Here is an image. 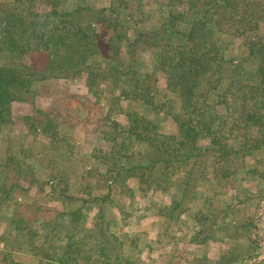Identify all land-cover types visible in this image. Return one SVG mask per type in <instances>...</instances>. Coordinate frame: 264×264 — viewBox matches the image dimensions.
Masks as SVG:
<instances>
[{
    "label": "trees",
    "instance_id": "1",
    "mask_svg": "<svg viewBox=\"0 0 264 264\" xmlns=\"http://www.w3.org/2000/svg\"><path fill=\"white\" fill-rule=\"evenodd\" d=\"M108 4L42 0L38 7L36 0H0V132L13 120L15 105L32 106L38 94L60 101L69 82L81 84V92L102 84L126 103L144 106L125 111L126 125L104 123L103 145L94 153L103 170L93 176L84 167L82 183L64 171L50 175L51 189L42 196L61 207L15 198L16 189L29 188L20 178L44 185L31 167L8 169L0 183L6 246L0 261L29 264L11 257L27 249L37 257L34 264H134L135 245L125 248L110 218L128 224L135 194L150 191L169 197L156 202L161 223L184 225L190 241L224 244L213 264L255 258L253 217L237 221L223 195L229 182L255 185L259 198L264 192V0ZM32 51L47 53L43 68L29 61ZM54 109H36L39 118L33 112L43 134L61 122ZM150 112L171 120L172 128L149 118ZM72 186L77 191H68ZM109 207L118 216H109ZM88 219L93 227L85 232ZM250 264H264V256Z\"/></svg>",
    "mask_w": 264,
    "mask_h": 264
},
{
    "label": "rangeland",
    "instance_id": "2",
    "mask_svg": "<svg viewBox=\"0 0 264 264\" xmlns=\"http://www.w3.org/2000/svg\"><path fill=\"white\" fill-rule=\"evenodd\" d=\"M36 1L40 7L42 0ZM92 1L100 5H109V0ZM112 3L115 5V0H112ZM224 37L227 40L234 39L232 35H225ZM141 55L142 50L138 51L137 58ZM46 60L47 53L43 51H32L29 55V61L37 68H43ZM163 83V79H159V85ZM80 85L77 86L76 83L69 82L67 89L60 91V95L63 97L60 101L53 100L44 94H38L33 98L32 106L30 104L27 106L15 105L13 120L3 126L0 132V183L10 167H15L18 170L31 167L29 171L36 174V180L44 185L43 188H39L37 185L26 184L25 180L20 178L19 182L29 188L16 189L14 195L18 200L35 202L51 208L61 207L60 202H53L50 201L49 196H42L43 193L51 189L50 183H46L50 175L64 171L70 180L73 179L82 183L85 179L78 177V175L85 170L84 167L92 168V175L103 170L102 164L94 153H97L95 151L97 146L103 145L99 133L103 129L104 123L109 125V121H117L126 125L128 120L125 111L129 109L138 112L143 111L142 103L137 101L126 103L122 97L117 96V91L110 92L102 84L88 92H81ZM36 109L61 111L62 119H58L61 121L60 124L55 126L51 132L43 134L42 129L37 127L38 122L33 120L35 112L39 118ZM147 114L152 120H157L160 124L164 123L166 128H172V121L164 118V116L159 118L156 112ZM31 123L36 124L35 130ZM14 174L17 177L16 175L19 173L15 172ZM243 188L244 186H240L239 189L229 188L225 203L231 202L236 205L234 207L233 204H230L235 210V215L242 213L247 215V218L253 217L256 225L252 235L259 241L257 251L261 255L264 221L259 219L258 213L264 200V192L259 198L261 193L258 194L255 185L248 184L245 185L244 190H242ZM68 191H77V186H72ZM97 191L96 188L93 189L94 193ZM114 196L118 198V194H114ZM135 198L132 214L127 217L128 224L123 225L120 217L114 220L110 218L113 232L118 236L124 235L125 248L128 249V245H135L133 250L138 252L134 264H213L218 259V247L224 245L222 242L219 244L210 240L193 242L189 240L191 238L190 230L184 225L171 222L170 226L167 227L166 224L161 223L159 216L155 213L156 202L168 201V196L158 191H150L147 195L137 192ZM114 209V207L108 208L109 216L116 213ZM44 213V215L50 216L51 211H44ZM116 216H118L117 213ZM92 223V219L85 222V232L92 229ZM33 225L40 235L45 234L42 225L38 222H34ZM1 227L2 224L0 223V229ZM1 242L0 238V249L3 247ZM16 255L17 258L23 260L26 258L24 254ZM11 257L14 258L13 254ZM247 261L248 259L242 261L241 264H246ZM1 263L2 261H0Z\"/></svg>",
    "mask_w": 264,
    "mask_h": 264
},
{
    "label": "crops",
    "instance_id": "3",
    "mask_svg": "<svg viewBox=\"0 0 264 264\" xmlns=\"http://www.w3.org/2000/svg\"><path fill=\"white\" fill-rule=\"evenodd\" d=\"M50 104H51V101H50ZM237 184L238 183H231V182H229L226 185V187L224 189V195H223L224 202H225V197L227 196V193H228L229 188H231V189H232V187L235 188V186ZM245 185H248V184H246V183H239L238 184V187L244 186V189H245ZM228 203L232 204L231 202H228ZM194 206H196V208H197L198 207V204H194ZM236 210H237V208H236ZM245 216L246 215H243L242 213H239V214L237 213L235 215V218L237 219V221H241V220H243V218H245ZM0 223L2 224V227L0 229V233H1L2 230H3V228H4V226H5V223L4 222H0ZM44 231H45V228H44ZM1 243L3 244V247H1V249H5L6 246L4 245V243L3 242H1ZM12 254L14 256V260L15 261L22 262V263L34 264L36 262V260H37V257L30 250H27V249H16V250H13L12 251ZM16 254H24L26 256L25 260L20 259V258H17V255ZM1 264H10V262L9 261H3Z\"/></svg>",
    "mask_w": 264,
    "mask_h": 264
},
{
    "label": "water",
    "instance_id": "4",
    "mask_svg": "<svg viewBox=\"0 0 264 264\" xmlns=\"http://www.w3.org/2000/svg\"><path fill=\"white\" fill-rule=\"evenodd\" d=\"M263 209H264V200L262 201L261 207L259 209V213L262 214V215H263ZM263 254H264V244L262 245V254L259 255L258 257H255V258H252V259H248L246 264H250V263L262 258Z\"/></svg>",
    "mask_w": 264,
    "mask_h": 264
},
{
    "label": "built area",
    "instance_id": "5",
    "mask_svg": "<svg viewBox=\"0 0 264 264\" xmlns=\"http://www.w3.org/2000/svg\"><path fill=\"white\" fill-rule=\"evenodd\" d=\"M258 217H259V219L261 220V221H264V209H263V215L262 214H260V213H258ZM262 241H263V244H264V236H263V238H262ZM260 255V254H259ZM258 255V256H259ZM258 256H256V257H258ZM263 256H264V254H263ZM262 256V257H263Z\"/></svg>",
    "mask_w": 264,
    "mask_h": 264
}]
</instances>
